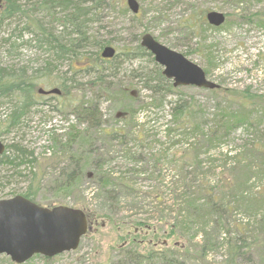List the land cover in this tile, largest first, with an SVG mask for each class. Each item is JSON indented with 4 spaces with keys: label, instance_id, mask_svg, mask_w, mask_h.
<instances>
[{
    "label": "rangeland",
    "instance_id": "obj_1",
    "mask_svg": "<svg viewBox=\"0 0 264 264\" xmlns=\"http://www.w3.org/2000/svg\"><path fill=\"white\" fill-rule=\"evenodd\" d=\"M33 1L21 0L28 7ZM85 1V6L91 10L86 24L89 43L87 51L95 53L100 50L101 57L103 48H99L96 40H107L110 44L106 46H113L117 52L114 57L105 58V61L101 60L99 63L103 74L106 75L105 79L110 82L107 89L109 91L106 93L105 90L96 98L95 92L99 90L92 84V87L87 85L86 89L81 91H77V88L71 85V95L68 97L38 94L37 104L27 110L26 119L18 128L8 127L7 120V115L12 112L18 99L14 96L0 98V134L6 145L21 142L29 150H33L43 167V174L46 176L44 182L51 184L58 177L60 166L54 165L58 159L61 166H72L68 159L63 160L62 146L60 143L56 145L55 139L58 142L62 139L64 143L69 140V135L73 131L77 134L89 132L92 137L97 133L104 137L101 133L103 131L99 132L90 127L85 119L88 115L83 111L81 113L84 116L78 113L82 103L90 104L92 100H97L103 114L102 126L107 127L106 130L109 128L121 130V134L127 136L126 144L121 145L115 140L108 146L109 143H105L101 138H96L95 141L93 139L92 143L89 141L87 144L82 143V149L92 152L91 156L98 166L91 165L84 168L85 172L78 180V186L68 192L57 193L53 189L43 187L41 195L35 200L37 203L50 207L68 205L82 209L87 204L90 206L89 212L95 210L93 213L96 218L95 220L91 218L92 229L82 236L76 250L49 259L37 254L40 257L34 255L24 264H98V261L104 263L113 256L111 247L121 241L123 243V239L126 242L129 240L124 238L126 233L124 230L128 227L126 223L132 224L137 220L147 221L149 225L134 232L136 237L140 238L142 246L157 241H165L170 246L174 244L183 246L189 241L192 245L190 254L194 257L197 256V246L195 247L193 243L200 242L202 238L199 232H209L219 241L218 247L208 253L209 264L211 261H219L225 257L226 247H221L220 244L227 235L235 236L238 226H244V235L248 242H255V250L251 253V260L244 261L239 257L236 264H264V228L260 227L264 209L259 213L248 211L238 205L232 206L231 212L225 214L228 223H217L215 216L207 226L197 223L188 229L179 228L178 234L179 236L183 234V239L168 237L166 223H161V231L158 229V218H164L169 223L175 222V214L171 211L181 203L180 192L185 190L183 176L186 172L183 170L178 173L181 162L177 160L179 163L177 167L174 164L176 161L171 162V160L174 156L180 158L187 156L186 159L191 161L193 147L190 145L198 141L201 136L200 132L195 131V135L190 139L176 143L175 136L179 133L168 132L169 127L178 126L174 124L173 101L180 95L187 100L194 99V103L197 104L195 111L198 112L193 120L196 124L202 121L204 116L202 113L210 114L214 111V105L225 99L223 95L216 97V94L209 91L210 89L193 85L175 87L178 91L169 90L168 85L171 80L167 81L162 74L163 66L154 59V54L141 44L143 36L150 33L169 48L180 51L197 62L206 71L207 77L219 84V88L237 90L248 88L251 93L264 94V0H137L138 12H134L126 0H106L108 5L102 3L101 7L92 0ZM210 11H218L225 16L218 28L208 20L206 23L203 22L201 16L200 19L198 17L202 12L207 14ZM34 16L44 25L52 28L55 34L61 36L65 32L64 26L57 24L55 15L51 17L46 11H38ZM37 19L35 22L39 23ZM27 24V17L17 16L0 26V67L5 66L17 72L25 71L29 76L38 75L40 71H45L46 55L43 49L37 46L38 42L33 31L20 32ZM66 31L69 32L68 29ZM141 49L146 53L141 54ZM68 64L66 60L53 71V76H41L39 82L45 88H51L54 80H58V76H72L81 82H87L93 77L85 71L72 73ZM62 100H67V103H62ZM258 103L260 105H256L253 110L255 117L262 115L264 128V102ZM122 109L135 110V116L132 118L130 113L118 116L117 113ZM247 134L244 128H238L231 134V140L223 148L212 149L210 154L216 159L214 162L218 166L223 165V168L229 167L224 163L223 154L231 148L236 150L242 140L248 138ZM249 138L255 137L249 134ZM76 144L77 142H74L67 147L76 153L79 148ZM185 150L187 153L182 156ZM97 151L101 156L96 154ZM207 155L202 151L199 156L204 159L201 168L204 171L212 164ZM150 156L160 157L159 167H153V162L149 161ZM104 157L111 160L104 161ZM141 158L144 160L140 161ZM100 164L106 165L100 169ZM193 168L188 164L187 176L191 174ZM0 170L1 174L8 173L11 176L7 184L0 185V199L21 194L26 189L27 178L19 176V173L16 174L15 171L1 164ZM19 170L28 174L30 167L26 165ZM107 170L114 171L117 175L119 172L127 173L125 176L138 192L134 193L135 199L125 190H122L119 203L114 199H107V202L103 198V188L96 173H105ZM219 172V169L200 172L196 177L197 180L193 181L195 184L200 180L213 181ZM227 174L231 176L233 172L227 171ZM234 174L238 176L239 172ZM160 175H165L163 182L158 180ZM189 178L192 182V178ZM252 180L255 185L251 188V192L255 195L262 191L264 179ZM116 192L121 193L118 189ZM162 192L164 201L158 203L154 199L155 195ZM98 212L108 213L113 220L120 222L121 226L113 227L110 219L107 216L97 215ZM156 229L158 236L154 233ZM192 237L195 239L190 241ZM117 254L116 251L113 256L115 259ZM96 255L99 257L95 258ZM11 262L13 261L9 255L5 253L0 255V264ZM194 262L197 264L196 261ZM198 264L207 263L198 260Z\"/></svg>",
    "mask_w": 264,
    "mask_h": 264
},
{
    "label": "trees",
    "instance_id": "obj_2",
    "mask_svg": "<svg viewBox=\"0 0 264 264\" xmlns=\"http://www.w3.org/2000/svg\"><path fill=\"white\" fill-rule=\"evenodd\" d=\"M92 1L98 7H101L102 3L108 5L106 0ZM85 2V0H34L30 7H28L21 0H3L0 6V26L9 19L17 16L27 17L28 24L25 26V29H28L31 33L32 31L34 32L35 40L38 42L37 46L42 48L46 55L45 71H40L39 76L33 74L29 76L25 71L17 72L11 71L10 68L5 66L0 67V98L14 96L18 99L12 112L7 115L8 127L18 128L23 124V121L26 119L27 110L37 104L36 101L40 95L38 90L44 87L39 82L40 77L46 75L53 76V71L66 60L69 62L68 65L72 73L76 74L85 71L86 74H92L93 77L87 82H81L77 81L74 77L72 78V76H58V80H54L52 85L53 87L60 88L61 95L59 96H70L71 85H74L77 91L85 90L87 85H91V87L92 84L95 85L99 90L95 92L96 98L100 97L105 90L109 89L110 82L105 79L106 75L103 74L102 66L99 64L101 60L105 61V59L100 57V50L95 53L87 51L89 43L86 24L89 21L88 15L91 10L88 6H85ZM38 11H46L51 17L55 15L58 21L57 24H62L65 32L62 31L64 33L61 36L60 34H55L52 28L44 25L39 19L35 18L34 15ZM205 14L206 12H202L198 17L200 19L201 16V20L206 23L207 19ZM35 19L39 23L35 22ZM208 26L211 27L209 24ZM96 44L102 49L110 44V42L107 40H96ZM140 53L145 54L146 52L144 49H141ZM167 81L169 80L167 79ZM168 86L169 90L178 91V88H175L172 83ZM108 91L105 92L107 93ZM209 91L216 94V97L223 95L222 97L225 100L221 99L223 100L222 102L218 101L214 105V111L210 114L206 112L202 113L204 114L202 121L196 124L193 123V120L195 119V114L198 112L197 110L195 111L197 104L194 103V99L187 100L180 95L173 101V104L175 103L173 106L174 124L178 126L169 127L168 132L179 133L175 136L176 143L181 142L183 139H190L191 136L193 137L195 135V131L200 132L201 136L198 138V141L190 145V147H193L191 161L186 159L187 156L182 158L174 156L171 160V162L176 161L174 164L177 167H179V163L177 162L179 160L181 162V168L178 173L184 170L186 175L183 176L185 190L180 192L182 193V201L171 211L175 214V222L169 223L164 218H158V229L161 231L160 225L164 223L166 225L168 224L167 236L170 238L182 237L183 234L181 232V236L178 234L179 228L180 230L188 229L189 227H194L197 223L207 226L215 216L217 217V223H228V220H225V214L231 212L232 206L238 205L245 207L248 211L259 213L264 209V186L261 189L262 191L255 195L251 192V188L255 185L252 179H264V128L262 127V115L255 117V111L253 110L256 105H260L258 103L259 101L264 102V94L251 93L248 88L242 90L235 88H214ZM155 92L158 93L156 89ZM61 102L65 104L67 100H62ZM78 111L81 116H84L81 111L88 115L85 119H87L90 127L95 128L93 130H98L99 132L103 131L101 133L106 139L97 133L94 135L95 137H92L89 132H78L77 134L74 131L69 135V140L64 143L62 139L59 142L55 139L56 145L60 143L62 146L64 155L61 154V156L63 160L68 159L72 163V166H61L58 159L55 162L56 164H54L55 166H60L58 177L52 181V184L51 182H44L46 176L43 174V167L33 150H29L21 142L6 145L5 152L0 156V164L12 169L16 174L19 173V176L21 175L27 178L26 189L21 193L24 196L35 201L41 195L43 187L49 190L53 189L57 193H65L78 186L77 182L83 176L84 170L91 165L98 166L97 163H94L91 156L92 152L82 149V143L87 144L88 141L92 143L93 139L95 141L96 138H101L105 143H109L108 146L115 140L121 145L126 144L127 136L122 135L121 130L115 128L106 130L107 127L102 126L104 123L103 114L97 100H92L90 104L82 103ZM123 111H126L128 114L130 113L132 118L135 116V110ZM238 128H244L248 133V138L242 140L241 145L236 150L231 148L223 154L224 163L229 167L223 168V165L218 166L214 162L216 159L212 157L210 152L212 149L223 148L231 140V134ZM249 134L255 138L250 139ZM182 136L183 138H180ZM74 142H77L76 145L79 147L76 153L67 147ZM202 151L208 154V160H211L210 162L212 163L205 171L201 170L204 159L199 158ZM186 153L185 150L181 155L184 156ZM96 154L101 156L99 151ZM104 159V161L111 160L107 157H104ZM142 160L144 159L141 158L140 161ZM149 161L153 162L154 168H157L159 167L158 164L161 159L160 157L153 158L150 156ZM188 164L194 167L189 176H187L188 172L186 171ZM26 165L30 167L28 174H24L19 170ZM105 165L100 164L99 168L102 169ZM217 169L220 172L217 173L213 181L200 180L197 184L194 183L193 180H197L196 177L200 172ZM227 171H231L233 174L230 176L227 174ZM234 172H239L238 176H235ZM98 174L96 173L100 186L103 188V198L106 201L107 199H114L116 203L121 202L122 190L129 193L131 197L134 196V193H138L132 187L131 181L125 176L127 173L119 172L117 175L114 171L107 170L105 173L101 172ZM188 177L192 178V182L189 181L190 178L188 179ZM10 178V174L3 175L0 172V185L4 186L7 184ZM164 179L165 175H160L158 180L163 182ZM117 189L120 190V194L116 192ZM154 199L158 203H162L164 201L163 192L157 193ZM89 208V205H84V209L90 220H95L96 217L93 213L95 210H90L89 212ZM96 214L103 217L107 216L113 227L121 226L120 222L118 223L113 220V217L108 213L98 212ZM102 223L104 224V221ZM129 223H126L128 227L124 230L126 231L124 238L125 240L129 239L127 241L128 243L123 239V243L121 241L110 248L113 256L116 251L118 252L117 259L112 256L104 263L98 261V264H195L194 261L198 264V260L202 263L206 262L209 264L208 253L210 250L217 248L219 244V241L215 237H212L209 232H199L198 230L202 238L199 240L200 242L193 243L195 247L197 246V256L195 257L190 254L192 245L191 243L189 244V241L184 244L185 246L176 244L170 246L165 241H157L156 243H148L147 245L145 243L142 246L139 240L140 238L138 239L134 232L141 230L140 228L143 227L147 228L149 226L148 222L137 220L132 224ZM260 224V227L264 228V216ZM243 230L244 226H238V231L235 236L229 234L222 243L220 242L221 247H226V255L222 260L211 261V264H236L237 258L239 257L243 258L244 261L251 260V253L255 250V242H248L249 240L245 237ZM198 232L197 235L199 234ZM154 233H157V229ZM155 236H158V233ZM192 238L190 241L195 239L194 237ZM37 257L40 256L37 255ZM45 258L49 259L47 257ZM10 264L16 263L11 262Z\"/></svg>",
    "mask_w": 264,
    "mask_h": 264
},
{
    "label": "water",
    "instance_id": "obj_3",
    "mask_svg": "<svg viewBox=\"0 0 264 264\" xmlns=\"http://www.w3.org/2000/svg\"><path fill=\"white\" fill-rule=\"evenodd\" d=\"M127 4L134 12L139 11L137 0H127ZM206 17L215 26L221 25L225 19L224 14L218 11H210ZM141 44L154 54L155 60L164 67L163 74L173 80L174 86L195 85L210 89L219 86L208 79L205 70L197 62L169 48L152 34L146 33ZM115 54L116 49L110 45L101 52L103 58H111ZM39 92L60 94L61 90L58 87L49 90L40 88ZM123 113L119 111L117 115ZM5 147L0 137V155ZM90 229L87 215L81 208L43 206L21 194L0 199V254L9 255L15 263H25L36 254L52 258L75 250L82 236Z\"/></svg>",
    "mask_w": 264,
    "mask_h": 264
},
{
    "label": "bare ground",
    "instance_id": "obj_4",
    "mask_svg": "<svg viewBox=\"0 0 264 264\" xmlns=\"http://www.w3.org/2000/svg\"><path fill=\"white\" fill-rule=\"evenodd\" d=\"M26 27L25 26H23V28L20 30V32L22 33V32H27V33H29L30 31L28 30V29H25ZM31 33V32H30ZM35 37V36H34Z\"/></svg>",
    "mask_w": 264,
    "mask_h": 264
}]
</instances>
